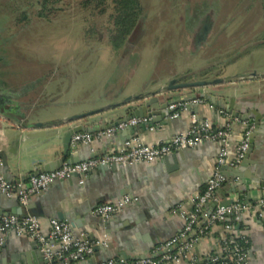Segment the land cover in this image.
I'll return each instance as SVG.
<instances>
[{"label": "crops", "instance_id": "obj_1", "mask_svg": "<svg viewBox=\"0 0 264 264\" xmlns=\"http://www.w3.org/2000/svg\"><path fill=\"white\" fill-rule=\"evenodd\" d=\"M216 21L211 24L221 23ZM209 30L211 31V28ZM226 41L218 29V33L213 35L208 33L195 48L196 50L190 48L188 41V44L186 46L182 44L181 49L177 52H181V56H184L187 61L188 58H192L200 52L211 58L228 48ZM259 51L264 50L256 52ZM169 56L172 57L173 54ZM209 60L206 67H202L203 69L210 67L211 59ZM174 63V59H171V62H168L167 66H163V68L154 63L151 68L144 71V75L140 73L141 69L137 67L133 73L127 72L123 82H120V78H118L119 84L116 81V86L106 87L105 83L102 85L103 81H86L79 85H73L61 95L59 100L54 98L50 90L45 91L42 98L31 102L28 106V109H32V111L30 110L26 115L22 114L21 117L18 116V119L23 120L24 124L33 126L32 124L35 122L44 123L53 119L82 114L106 105L120 103L128 96L166 87L172 80L187 72L190 75L198 72L193 70L190 73L188 62ZM255 68L246 69L240 76L228 75L224 71L215 69L203 80H220L217 85L204 89L178 90L168 95L171 100L196 96L203 99L206 105L191 106L177 120L169 121L166 117L160 123L155 124L153 129L146 125H138L134 127L135 130H132V127L128 128L131 130H126L123 134L117 133L112 140H94L90 146L80 147L77 151L70 150V153L77 152L84 160L100 157L121 147L126 142V137H131L130 139L139 138L146 145L162 144L172 136L185 133L188 130L192 113L197 114L199 118L208 119L214 127H220L224 123V119L218 113L220 110L225 111L231 119H235L226 110L220 109L200 97L203 92L216 95L222 99L223 103L242 112L251 108L262 111L264 109V69H261L262 67ZM125 78H131L132 83L129 82L125 85ZM159 104L154 107L155 110H158ZM133 106L135 105L127 104L121 107L115 115L105 113L74 121L65 130L82 125L92 130L89 132L90 134H94L97 132L96 128L102 129L110 124L108 122H112L108 120H116V116L123 117L132 113ZM51 109L56 110L53 112ZM2 119H0V150H6L11 147V145L9 146L10 139L5 130L9 123ZM247 121L254 123L252 119ZM240 123L241 120L239 119L238 122H232L233 144L240 139ZM63 134L60 133L58 138H62ZM44 140L46 139H30L17 147L19 153H27L30 159L24 162L21 172L15 176H28L37 169L41 162L52 160L51 156L45 159L37 157L41 151L38 146ZM56 148L60 150V140L56 142ZM219 149V144L206 142L194 149L172 152L150 165L133 164L128 166L125 172H113L97 167L83 178L74 177L72 184H67L66 181L57 182L46 192L30 198L25 207H22L16 198L7 199L0 195V214L4 212L16 215L11 214V210L14 212V210L21 209L22 217L32 215L40 220L42 231L45 234L49 230V220L56 219L68 224L74 235L83 240L88 238L87 242L90 244L102 242L106 238V247L97 245L101 247L100 250L93 251L91 257L77 264H100L108 259L117 258L123 259L126 264H133L145 257H155L156 248L164 240L170 239L180 232L181 222L171 214V211L179 204H183L187 211L191 210L192 206L189 200L204 190L213 171ZM164 159H168L172 172H168L164 164L163 173L156 169L162 165ZM253 160L260 161L258 167L260 172L264 174V153L263 156L255 153ZM254 168L251 166L246 171L252 172ZM228 178L230 182L220 191L224 203L243 198L254 201L261 198L264 193V187L255 181L243 177ZM126 190L128 194L124 195L137 196L138 202L108 221V223H115L111 230L103 228L102 223L105 222L94 217L92 210L100 204L121 198ZM59 215L63 218L66 217V219H59ZM257 215L258 210L252 209L243 216V226L245 235L249 240L250 252L246 264H264V214L262 218ZM87 218L94 220V222H89ZM98 223L102 228H99ZM90 235L91 238H89ZM217 236L218 234L214 232L202 237L194 247L192 255L202 259V261L206 260L207 255L216 247ZM33 243L34 241L29 238H19L11 234L2 244L7 247L8 256H4L0 264H10L9 255L19 257L17 264H46L40 250L32 248ZM121 253H124L126 258L121 256ZM170 264H187V262L182 260Z\"/></svg>", "mask_w": 264, "mask_h": 264}, {"label": "rangeland", "instance_id": "obj_2", "mask_svg": "<svg viewBox=\"0 0 264 264\" xmlns=\"http://www.w3.org/2000/svg\"><path fill=\"white\" fill-rule=\"evenodd\" d=\"M46 1L0 0V55L4 58L0 79H7L4 88L20 94L15 101L23 115L32 111L28 106L42 98L45 91L50 90L59 100L69 87L86 81L116 86L118 78L123 82L127 72L133 73L137 67L144 75L154 63L163 68L171 59L174 64L188 62L190 73L198 71L192 73L196 75L207 69L202 67L209 59L208 68L233 76L252 67L264 69V51H248L264 29L259 2L178 0L172 4L169 0H141L145 13L143 41L130 53L116 54L105 40L97 43L94 38L85 39L92 24L105 32L103 26L110 10L103 17H92L90 11L81 8L80 0ZM215 21L221 23L211 24ZM218 29L228 48L217 56L210 58L200 52L187 61L177 52L188 41L196 50L208 33L213 35ZM4 72H9L5 78ZM130 80L124 84L132 83Z\"/></svg>", "mask_w": 264, "mask_h": 264}, {"label": "built area", "instance_id": "obj_3", "mask_svg": "<svg viewBox=\"0 0 264 264\" xmlns=\"http://www.w3.org/2000/svg\"><path fill=\"white\" fill-rule=\"evenodd\" d=\"M206 105L201 98L190 102L171 103L167 110L169 121L179 119L191 106ZM210 108H212L210 106ZM219 115L224 119L223 125L214 127L208 119L199 118L197 114L190 115L191 124L185 133H179L162 144L146 145L139 138L126 141L121 147L100 157L87 159L77 164H64L53 172L31 176L26 183H10L0 176V195L7 199L16 198L25 207L30 198L46 192L57 182L74 176L83 178L90 171L102 166L128 167L133 164H153L172 152L194 149L206 142L220 145L216 155L214 168L202 192L196 194L191 201V210H186L179 204L171 214L181 222V230L174 237L164 240L155 250V257H145L133 264H170L185 260L187 264H246L249 258V240L245 235L243 216L252 209L258 210V217L264 214V193L261 198L250 201L247 198L224 203L220 191L230 182L223 173L225 169H237L249 149V140L255 129L250 121H241L240 139L232 143V122L223 110ZM149 118H132L94 134L76 133L69 142L71 151L80 147H88L94 140L109 139L117 133L138 125H146ZM153 129V128H152ZM80 183H82L80 181ZM138 202L134 195H124L121 198L96 206L92 215L107 222L120 212ZM49 230L43 233L40 220L36 216L23 217L9 215L0 217V245L11 234L19 238H29L41 245V254L46 264H77L85 261L93 254V247L107 246L106 238L102 242L90 244L73 234L70 226L62 221L50 219ZM216 232V247L203 260L192 255L199 240ZM100 264H126L121 259H108Z\"/></svg>", "mask_w": 264, "mask_h": 264}, {"label": "water", "instance_id": "obj_4", "mask_svg": "<svg viewBox=\"0 0 264 264\" xmlns=\"http://www.w3.org/2000/svg\"><path fill=\"white\" fill-rule=\"evenodd\" d=\"M219 82L220 80H202L186 83H176L175 80H172L166 87L158 88L155 91H145L137 95L128 96L117 104L106 105L97 110L53 119L44 123L35 122L34 124H32L33 126L24 124L23 120L18 119V116L21 117L22 114L16 108L18 103H16L15 98L19 97L20 94L14 95L7 88L0 87V119L3 118L2 120H6V122L9 123L8 128H6L5 130L7 132V137L10 139L9 146L11 145L9 149L0 150V175L4 180L8 182L19 184L24 183L31 176L46 172H53L59 169L64 164L73 165L85 161L81 158L79 153H70L69 142L74 134L80 132L89 133L92 132V130L82 125L74 126L65 130V128L68 127L74 121L87 119L105 113L115 115V113H117L121 107L127 104H134L135 106H133L134 110L132 113L123 117L116 116V120H108L112 122H108L110 124H107V126L102 129L96 128V131L99 132L111 127H115L118 124L125 123L132 118H149L151 120L146 124V126H148L149 128H153L155 124L160 123L164 118L169 116V112L167 110L169 104L190 102L197 98L196 96H193L190 98H179L177 100H171V98L168 96L170 93L183 89H204L205 87L215 86ZM221 82H223V80H221ZM200 97L204 98L212 105L220 109L226 110L233 117L241 121H247L249 119H252L254 121L255 129L249 140V149L245 155V158L237 169H225L223 173L227 177H243L250 181H255L256 183L261 184L264 187V174L260 172V169L258 167L260 165V161L253 160V156L255 155V153H258L259 155L261 154L262 156L264 153V109L262 111H259L255 108H251L248 109L246 112H242L240 110L232 108L229 104L223 103L222 99L218 98L216 95L203 92ZM158 103H160L158 106L159 108L158 110H155L154 107ZM55 110L56 109H52L53 112ZM133 129L134 127L132 128V130ZM126 130L121 131L118 134H123L124 132H126ZM60 133L64 134L63 137L59 139L58 136L60 135ZM114 137L115 136L111 137L110 139L104 140H112ZM130 138L131 137H126L125 140L128 141L130 140ZM30 139H46L43 143L39 144L38 147L41 149V151L39 152V155H37V157L40 159H45L48 156H51L52 160L48 162H41L38 165L37 169L33 170V172L28 176H15L21 172V168L24 162L30 159V156L27 153H19L17 147L23 142L28 141ZM59 140L61 142L60 150L56 148V142ZM163 164L164 166H166L168 172H172V168L169 166L168 159H164L162 165L157 167L156 169H159L160 172L163 173ZM251 166H254L255 168L252 172H247L246 169L250 168ZM99 168L111 170L113 172H125L127 167L122 168L113 166H102ZM74 177L64 181H66L67 184H72ZM124 194H128V191L126 190L123 195ZM21 213V209L14 210V212L11 210V214H16L20 217H22ZM9 215V213L4 212L0 214L1 217ZM58 218L66 219V217L63 218L60 215L58 216ZM87 220H89V222H94V220H91L89 218H87ZM98 224L100 226L99 228H102L100 223ZM114 224L115 223H108L107 221L105 223H102V226L103 228L111 230ZM91 237L92 236L90 235L89 238ZM87 239L88 238H84L85 241H87ZM32 248H37L41 250V245L34 241V243L32 244ZM6 249V245L0 246V263H2V258H4V256H8V252L6 251ZM100 249L101 247L99 246L93 247V250L95 252ZM121 256L126 258V255L124 253H121ZM9 257L11 260L10 264H17V262L19 261V257H16L15 255H9Z\"/></svg>", "mask_w": 264, "mask_h": 264}, {"label": "trees", "instance_id": "obj_5", "mask_svg": "<svg viewBox=\"0 0 264 264\" xmlns=\"http://www.w3.org/2000/svg\"><path fill=\"white\" fill-rule=\"evenodd\" d=\"M58 3L62 0H47L46 2ZM81 8L90 11L92 17H103L108 10L110 14L106 17V25L103 32L97 30L92 24L91 28L85 33V39L95 40L97 43L106 41L107 45L114 53H130L133 48L142 40L145 35V13L141 0H80ZM176 4L178 0H169ZM259 2L264 13V0H251ZM45 4V3H44ZM44 7V6H43ZM41 16V13H39ZM248 51L264 50V29L256 36ZM213 68H207L199 74H189L188 72L176 78V83H184L189 80L198 81L206 78L212 73ZM9 75L4 72L2 77ZM4 84V81L1 80ZM7 85V84H6Z\"/></svg>", "mask_w": 264, "mask_h": 264}, {"label": "flooded vegetation", "instance_id": "obj_6", "mask_svg": "<svg viewBox=\"0 0 264 264\" xmlns=\"http://www.w3.org/2000/svg\"><path fill=\"white\" fill-rule=\"evenodd\" d=\"M2 56L0 55V69H1V67L3 66V63H4V58H3V60H2ZM4 83L1 81V79H0V87H4ZM24 91H25V89H24ZM25 93V92H24ZM0 111H1V108H0ZM3 113V112H2Z\"/></svg>", "mask_w": 264, "mask_h": 264}]
</instances>
